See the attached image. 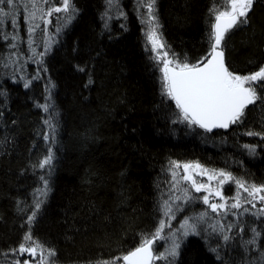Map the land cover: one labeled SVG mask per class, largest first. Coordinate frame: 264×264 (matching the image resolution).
<instances>
[{
  "label": "trees",
  "instance_id": "1",
  "mask_svg": "<svg viewBox=\"0 0 264 264\" xmlns=\"http://www.w3.org/2000/svg\"><path fill=\"white\" fill-rule=\"evenodd\" d=\"M103 1L72 0L78 12L39 64L44 77L33 81V75L19 79L10 51L13 22L20 26L24 19L22 6L18 0L0 3V264L15 257L26 234L55 250V264L122 257L164 220L161 206L173 161L231 173V196L237 180L246 187L264 185V103L250 105L241 122L224 131L209 133L181 122L174 101L162 95L161 66L141 23L147 7L139 0H115L117 17L109 21ZM223 4L156 0L169 58L196 63L204 57L215 20L210 9L223 10ZM248 21L223 42L227 63L239 74L264 64V0H255ZM244 145L255 146V152ZM50 151L51 164L41 168ZM42 177L46 195L38 191L45 188ZM244 220L232 227L227 245L188 235L173 264H260L264 215ZM254 228L261 233L258 243L245 247Z\"/></svg>",
  "mask_w": 264,
  "mask_h": 264
},
{
  "label": "snow or ice",
  "instance_id": "2",
  "mask_svg": "<svg viewBox=\"0 0 264 264\" xmlns=\"http://www.w3.org/2000/svg\"><path fill=\"white\" fill-rule=\"evenodd\" d=\"M3 2L4 0H0V3ZM13 2L14 0H6L9 6H11ZM44 2L47 3V0H44ZM107 2L111 5L114 3V0H107ZM60 3L62 7H49L45 14L51 15L53 12L59 13L61 11L71 13L68 17L70 22L71 19H74L78 9L75 8L72 0H60ZM139 3L140 6H146L148 10L147 17H142L141 23L147 25L145 35L147 41L151 44L152 52L155 53L153 58L158 63L161 61L163 63L162 95H166L170 100L174 101L176 108L179 109V119L181 122L186 121L188 125H197L208 132H211L215 128L227 129L230 125L241 122L245 115V110L250 105H255L258 102L264 103V94H262L264 93V64L260 65L258 70L248 74H239L233 71L228 65L223 47L226 35L231 30L249 22L248 14L255 0H224L222 6L223 10H219L215 6L210 9V13L214 14L215 22L211 24V30L208 33L209 52L196 63H189L186 59H176L175 54H173L172 58H169V52L166 50V45L158 31L160 26L155 14L156 0H139ZM41 11H43V9H41ZM34 16L35 12H32L28 19ZM13 23L15 26V22ZM45 23L47 24L48 21H45ZM35 27H39V25H35ZM28 31L32 33L34 31V26L30 24ZM17 35H13L12 39H17ZM5 39H7V36H5ZM11 47H16V45L12 44ZM79 70L84 71L85 69L80 68ZM35 78L36 77H34V79ZM89 83H91V79ZM24 87L28 88L29 82H25ZM41 107L47 111L49 106L42 105ZM45 123H49V121L46 120ZM246 135L253 136L261 134L249 131ZM47 138L46 135L45 139ZM244 147L248 148L250 153L255 152V146L244 145ZM52 158L50 151L49 155L41 162L40 167L43 168L45 165L51 164ZM172 164L173 167H180L175 161H173ZM182 167L184 169V175L181 179L190 181L192 188L196 192H200L203 189L211 193L212 189L209 185L197 183L190 174L191 172L199 170V174L208 175L210 181L217 176L222 177V179L219 180L221 186L234 179L231 173L224 172L223 170L219 172L213 171L209 174L208 170L204 169L199 163H185ZM42 179L44 180L45 188L38 191L46 195L48 181L43 177ZM173 179H176L175 172H173ZM235 183L238 189L243 188L253 199H256V194L264 192V185L257 186L253 184L246 187L244 182L239 180L235 181ZM176 186V184H173V188ZM184 195L186 198L188 197L187 189L184 190ZM215 195L219 196L221 200L226 199L222 191L217 190ZM259 198L261 201H264V195H261ZM175 199L179 200L180 197L177 196ZM202 199L204 204H207L214 213H218L221 210L227 211L226 205L223 203L210 204L208 195H205ZM233 199L235 202L231 204V208L240 209L239 192ZM40 204L41 201L36 202L37 210ZM161 207L165 216H170L173 212V208L169 205L167 200L163 202ZM252 207H255V204H253ZM243 211L247 212L248 209L245 208ZM259 214L264 215V208L259 210ZM36 215L37 213L34 211L32 215L28 216L29 224L35 220ZM207 215V212H202L197 219L200 222H204ZM165 226L166 222L161 220L150 238L148 236L143 237L140 244L128 251L127 254L122 257H115L111 261H104L103 264H117L120 260L123 261V264H154V261L160 260L167 261V264H173V261L168 260V257L171 256L174 260L178 255L177 249L180 247V244L174 239V232L171 233L173 240L170 249H166L165 252L156 253L153 247L155 242L161 238V233ZM181 227L185 229L183 232L185 237L190 234H198L197 224L195 222L189 224L187 218L183 221ZM223 230V225H221L219 229L213 226L214 232L222 233ZM228 230L231 231V226H229ZM252 232L253 237L244 242L245 247L258 243V238L261 236V233L255 228L252 229ZM229 239L230 237L228 235H223V240L225 242ZM24 240L32 241L35 247H25V244L21 243L19 246V251L21 253L29 252L31 255L35 256L37 248L47 252V257H43L40 264H46L49 257H54L56 255L54 249H45L43 245L34 241L30 234H26ZM211 250L217 252V258L219 259L218 250ZM262 258H264V254H262ZM23 264H29V261H24ZM52 264H55V262L52 261Z\"/></svg>",
  "mask_w": 264,
  "mask_h": 264
},
{
  "label": "rangeland",
  "instance_id": "3",
  "mask_svg": "<svg viewBox=\"0 0 264 264\" xmlns=\"http://www.w3.org/2000/svg\"><path fill=\"white\" fill-rule=\"evenodd\" d=\"M20 3V18L24 17L22 24L19 26L15 24L12 27L14 35H17V39H15L16 47L11 48V53H13V61L15 63L13 67L17 68V72L19 73L20 80H26L30 78V81L36 80L37 78L43 75L44 71L39 66L40 63L44 62V58L48 51L55 44L56 36L65 28L69 22L68 17L71 13H66L61 11L59 13L53 12L51 15H46L47 9L49 7H62L60 0H47V3L44 0H18ZM104 13L106 18L110 21L111 18L117 17V2L109 5L107 0H104ZM74 5V4H73ZM43 9V11H41ZM35 12V16L31 19L29 18L30 13ZM45 21H48L46 24ZM72 21V19H71ZM34 26V31L29 33L28 28L29 25ZM35 25H39V27H35ZM21 36L22 39H19ZM149 43V42H148ZM150 47L151 44L149 43ZM22 47V49H21ZM21 49V50H20ZM162 51V50H158ZM155 56V53H153ZM161 66V72L163 75V63L162 61L159 63ZM30 76V77H29ZM34 77H36L34 79ZM185 164V163H184ZM180 167L170 166L167 172L168 177V190L164 195V199H166L169 205L172 206L173 212L170 216L164 215V221L166 222V226L161 233V238L155 242L156 249L154 246V250L156 253L165 252L166 249H170L172 246L173 237L171 233H175L174 239L181 245V240L187 238L183 235L184 228L181 227L183 221L187 218L188 223H196L198 228V234L204 235L206 238H212L214 244L227 245L231 243V232L233 231L232 227L237 225L238 220L245 221L244 216L247 215H259V210L264 208V201L260 200V196L263 195L261 193L256 194V199H253L252 196H249L248 192L243 188L238 189L237 185L233 184L235 187V192L231 196L229 195V182H226L223 186L220 185L219 180L222 177L217 176L213 180L208 179V175H200L199 170L195 172H191L190 174L197 181V183H203L209 185L212 189V192L209 193L206 190H201L200 192H196L192 186L190 181H184L181 177L184 175V169L182 167L183 164H178ZM205 169V168H204ZM173 172L176 173V179H173ZM209 174L210 172L208 170ZM173 184L177 186L173 188ZM188 190V197L186 198L184 195V190ZM219 190L222 191L225 200H221L219 196L215 195V192ZM239 192L241 208L233 209L231 208V204L235 202L233 198L237 196ZM205 195L209 196V203H223L226 205V210H221L218 213L212 212L211 208L204 204L202 197ZM179 196L180 199L176 200L175 197ZM255 204V207L252 205ZM247 208L248 211L244 212L243 210ZM207 212L208 215L205 217L204 222H200L197 218L200 213ZM171 217V218H170ZM241 218V219H239ZM241 221V223H242ZM244 223H247L246 221ZM224 226V230L222 233L214 232L213 226L217 229L220 226ZM239 225V224H238ZM229 226H231V231L228 230ZM239 227V226H238ZM240 228V227H239ZM196 234V235H198ZM192 235V234H190ZM223 235H228L230 239L225 242L223 240ZM31 241H27L26 247H35L32 245ZM179 249V248H178ZM177 249V252H178ZM43 257H47V254L43 255L41 250L36 249L35 256L31 255L29 252L20 251L15 253V257L13 254L8 258V262L5 264H23L24 261H29V264H40V261ZM177 256L174 258V260ZM168 260L173 261V257L169 256ZM156 264H167V261L160 260L155 261ZM260 264H264V260H260ZM46 264H52V260L50 257L46 261ZM122 264V260L117 263ZM155 264V263H154Z\"/></svg>",
  "mask_w": 264,
  "mask_h": 264
},
{
  "label": "water",
  "instance_id": "4",
  "mask_svg": "<svg viewBox=\"0 0 264 264\" xmlns=\"http://www.w3.org/2000/svg\"><path fill=\"white\" fill-rule=\"evenodd\" d=\"M214 22H215V20H214ZM179 110V109H178ZM197 126V125H196ZM198 128H200L199 126H197ZM202 131H206L205 129H202V128H200ZM217 130H226V129H223V128H215V129H213L210 133H213V132H215V131H217ZM208 132V131H207ZM122 264H123V261H122Z\"/></svg>",
  "mask_w": 264,
  "mask_h": 264
},
{
  "label": "bare ground",
  "instance_id": "5",
  "mask_svg": "<svg viewBox=\"0 0 264 264\" xmlns=\"http://www.w3.org/2000/svg\"><path fill=\"white\" fill-rule=\"evenodd\" d=\"M218 131V130H217ZM224 131V130H223ZM207 132V131H206ZM210 133V132H209ZM155 262V261H154Z\"/></svg>",
  "mask_w": 264,
  "mask_h": 264
}]
</instances>
